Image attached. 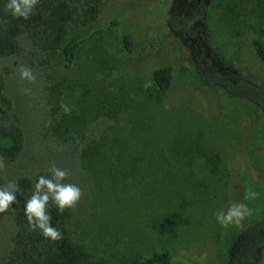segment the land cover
<instances>
[{"label":"rangeland","instance_id":"rangeland-1","mask_svg":"<svg viewBox=\"0 0 264 264\" xmlns=\"http://www.w3.org/2000/svg\"><path fill=\"white\" fill-rule=\"evenodd\" d=\"M260 1L205 0L201 9L190 7L195 0H104L95 24L74 29L72 36L86 42L71 69L21 37L18 55L0 57L12 102L0 128L19 127L25 143L15 162L4 159L0 186L50 175L53 163L67 170L63 183L83 193L72 208L71 238L91 264H127L162 252L194 264H226L233 238L264 220V113L205 86L194 60L199 50L228 78L264 88V66L252 45L253 37H264L255 12ZM174 17L181 31L171 28ZM197 31L203 44L189 38L199 39ZM124 34L137 41L132 53L123 47ZM21 65L33 70L34 83L21 80ZM168 65L175 82L161 95L153 72ZM64 117L73 123L59 139L54 127ZM205 152L221 157L219 176ZM249 189L259 196L246 200ZM239 202L252 215L221 226L214 213ZM14 218L12 206L0 213V264L13 249ZM251 264H264V248Z\"/></svg>","mask_w":264,"mask_h":264},{"label":"trees","instance_id":"trees-1","mask_svg":"<svg viewBox=\"0 0 264 264\" xmlns=\"http://www.w3.org/2000/svg\"><path fill=\"white\" fill-rule=\"evenodd\" d=\"M8 0H0V57L16 56L20 52V38L27 37L30 43L46 55L55 58L60 55L71 69L81 54L85 40L73 37L75 28H88L99 20L104 0H39L33 13L27 18L15 17L6 9ZM256 15L264 26V0L256 8ZM171 28L181 31V20L174 17L170 20ZM256 28V27H255ZM254 31H257L256 29ZM264 34V30H260ZM257 33V32H255ZM75 35V34H74ZM122 44L129 53L134 52L137 41L131 34H124ZM252 45L257 58L264 66V37H253ZM201 82L205 86H219L232 97L244 99L257 105L264 113V88L242 79H230L207 56L200 59L197 50L194 60ZM153 80L159 94L166 95L175 82V69L168 65L153 72ZM5 82L0 76V115L8 113L12 102L5 93ZM71 118L64 117L54 127L59 139L65 138L70 129ZM64 130L66 134L64 133ZM25 143L22 129L17 126L0 128V157L8 162H15L20 156ZM203 159L212 175L221 173L222 160L218 154L205 152ZM35 179L27 177L18 181L19 191L16 202L12 204L15 214L17 234L13 240V249L5 264H91V256L81 244L71 238L69 224L73 218L72 208L60 213L49 204L51 225L61 233V238H45L39 230L32 231L28 226L24 208L25 202L34 191ZM264 248V220L244 229L236 235L229 247L226 264H251L258 252ZM194 264L189 258L170 252L154 253L146 259H135L127 264Z\"/></svg>","mask_w":264,"mask_h":264},{"label":"clouds","instance_id":"clouds-1","mask_svg":"<svg viewBox=\"0 0 264 264\" xmlns=\"http://www.w3.org/2000/svg\"><path fill=\"white\" fill-rule=\"evenodd\" d=\"M39 0H8L6 9L15 17L27 19L34 11ZM21 80H27L29 83L36 81V75L30 67L21 65L18 68ZM26 94L31 89H22ZM65 113L71 111L66 104H61ZM5 168L3 157H0V169ZM49 176H40L34 185V191L30 198L25 202V216L30 230H39L41 234L48 239L58 240L61 233L57 228L51 225V215L48 211L49 204L57 208L60 213L65 209L74 208L83 195L79 186L70 183H63L69 175L68 171L57 167L54 163L47 170ZM19 186L15 181H8L7 184L0 186V213L9 210L12 204L16 202V192ZM259 193L249 189L245 194L246 200H254ZM217 222L227 228L231 223H239L246 216L252 215V209L245 203H232L227 209H219L215 213Z\"/></svg>","mask_w":264,"mask_h":264},{"label":"flooded vegetation","instance_id":"flooded-vegetation-1","mask_svg":"<svg viewBox=\"0 0 264 264\" xmlns=\"http://www.w3.org/2000/svg\"><path fill=\"white\" fill-rule=\"evenodd\" d=\"M203 1H205V0H195L194 3H193V2L190 3V7L193 6V4H195L196 6H198L199 8L202 9V8H203V6H202V2H203ZM200 24H202V23L194 24V27L200 26ZM197 33H198V37H199V39L189 37L190 40H191L193 43H199V44L201 43V44H203V33H201V31H197ZM199 54H200V52H199ZM207 57H209V54L207 55Z\"/></svg>","mask_w":264,"mask_h":264}]
</instances>
